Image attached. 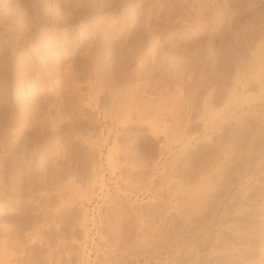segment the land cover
<instances>
[{
  "label": "rangeland",
  "instance_id": "rangeland-1",
  "mask_svg": "<svg viewBox=\"0 0 264 264\" xmlns=\"http://www.w3.org/2000/svg\"><path fill=\"white\" fill-rule=\"evenodd\" d=\"M37 1L41 0H0V15L7 16V21L11 20L8 23L14 22L15 19L18 21L25 16L26 8L31 2ZM47 1L51 4V7L48 3L46 6L50 7V14H54L52 16L54 21L56 20L55 22L64 29V32H61L63 29L59 32L61 43L66 47L67 42L69 43L67 48L71 47L79 52L74 50V54L64 61L59 71L45 80L43 90L49 94V101H57L63 96L68 97L67 93L70 91V96L73 94L72 87L76 84H68L67 75L70 74L72 77L74 74L75 78L78 73L82 75V71L76 70V74L74 69L82 65L78 63L81 59L87 60L88 56L84 58V55L91 46L95 26L92 22L87 24L88 27H83L80 20L78 22L70 15L72 20L69 22L68 15L64 14L66 11L63 5H56L54 0L43 2ZM162 1L160 4L152 3L154 10L149 28L139 26L142 28L141 30L137 28L139 35L135 34L136 29L130 28L131 32L128 34L131 35L127 37L128 39L124 37L117 41V44H124L125 40L127 43L137 44L140 38H145L140 40L139 44L143 46L145 43V47L150 45V49L146 50L144 46H139L138 48L142 47L141 50H144L141 51L133 45L135 52L138 53L140 50L145 55L140 51V55H136L132 49L130 53L124 52L125 56L117 55L119 56L117 77L111 75L112 67H106V70L103 68L107 84L108 81L115 83L112 88L115 94L112 96L114 98L117 96L115 98V103L118 104L117 121L113 120L112 123L108 121L105 126H98L97 130H93L89 122L84 125L79 122L83 127L77 123L79 128L75 131L73 128V131L79 134L72 133L67 137L65 133L61 134L66 142L69 141L67 149L64 146H60L61 148L53 146L48 149L52 159L48 160L47 166L53 165L58 168V165L64 162L66 150L68 157H71L68 164H73L71 173L66 169L69 167L67 164H64L65 166L61 164V170H53L54 177L58 179L54 177L51 179L56 186L53 188L51 181L49 200L40 196L42 191H37L36 187L31 188L30 181H23L22 184L16 182L13 187L15 191L8 192L6 196L0 198V261L3 264L7 261L10 264H106L107 260L113 262L112 264H264V114L260 111L258 113L252 111L254 115L248 112L250 108H264V105L258 102L264 97V80L258 75L264 66V59L261 61L258 57L264 54V0ZM63 14L65 16L62 17ZM64 17L68 21H65ZM33 20L32 17L30 20L26 17L19 22L28 25V22ZM40 23L42 21L36 23V26L40 27ZM246 26L251 27L250 31L258 34L259 38L248 41L243 52L236 51L237 55L234 57L226 55L227 60L224 59L226 61L220 60L217 53L222 50L225 43L222 40L224 34L231 30L243 31ZM85 27L88 29H83ZM2 31L4 35L1 34L0 50L5 47L2 41L9 40L11 43L14 41L16 44V38L12 34L8 31L6 33V30ZM147 37L149 39H146ZM73 45L78 47L75 48ZM6 47L10 49L7 54H11V46ZM15 48L16 56L13 59L17 62L20 49ZM2 54L1 61L2 56L7 55ZM42 56L44 55L39 56L41 60L44 58ZM252 57H256L253 59L254 62ZM1 61L0 67L2 64L4 66ZM9 63L12 69L9 73L12 78L10 76L9 78L15 85L13 104L14 100L19 99L20 101L16 102L20 104L17 108L21 107L22 112L30 111L31 107L36 111L44 94L34 95L30 89L35 72L29 70L31 67L28 64L14 68L10 59ZM71 64L75 66L73 72L64 71ZM4 71L3 73L0 71V75L3 74L5 77ZM238 75L240 79L242 76L251 79L248 88H243L237 80ZM85 79L83 76L76 78V83H80L79 86L82 87L80 93H87L89 90ZM91 79L93 80L92 77ZM63 80L68 82L64 83ZM81 80L83 82H80ZM0 85L2 97L4 94L2 92L8 85L5 83ZM136 96L140 104L148 101L152 112L162 106L165 109L164 116L168 115L171 109L177 111L182 118V124L179 126L181 132L184 133L185 123L189 124H187L189 131L186 133L185 130L186 134H173L170 128L169 133L159 136V140L157 139L159 142L155 141L152 153L143 142L139 144L138 150L136 140L141 134L146 132L148 138L153 139L149 128L153 126L156 115L152 113L153 120L148 117L145 121L142 120L143 123L138 121L135 114H130L131 111L128 109L135 108V106L131 108L130 105L136 104ZM107 99L108 96L102 100L103 103H106ZM244 99L246 101L243 102ZM249 101L250 104H247ZM242 106H245V110L240 109ZM54 111L56 112L52 109L49 113L54 115ZM166 117L170 127L173 126L172 117L170 115ZM46 123L47 127L50 126L49 119ZM65 128L68 130L70 127L65 125ZM65 128L63 126L62 130ZM25 129L27 131L20 134V137L14 136L13 141L17 143L19 151H24V147L31 150L36 145L34 141L42 137L38 132L31 133V129L26 127ZM52 131L46 130L43 137L49 139L54 136L55 133ZM36 135L39 136L38 139ZM53 143L54 141L51 146ZM160 151L163 156L158 160ZM79 159H82L81 163ZM47 170L41 179L50 182L49 178L53 176L50 174L52 169ZM23 171L25 172L20 170L18 173ZM80 177L83 179L80 180ZM10 187L7 186L6 189ZM30 188L34 192L33 197L31 199L21 197L22 193L30 191ZM40 188H43V184ZM18 199L22 202L16 206L14 202Z\"/></svg>",
  "mask_w": 264,
  "mask_h": 264
},
{
  "label": "bare ground",
  "instance_id": "bare-ground-1",
  "mask_svg": "<svg viewBox=\"0 0 264 264\" xmlns=\"http://www.w3.org/2000/svg\"><path fill=\"white\" fill-rule=\"evenodd\" d=\"M44 0L41 1H37V2H31V5L28 6L26 8L25 11V16L22 17L23 18H29L32 17L34 20L33 22H28V25H26L25 23H20L19 19L18 21L14 22L12 21L11 23H8V21L10 20L8 17V21H7V16L1 17L0 15V38H2L1 36V32H3L2 30H6L5 32L7 33V31L12 34V36H14L16 39V44L14 43V41L11 43V41L9 42V40L7 41H2L3 44L5 45V47L3 49L0 50V54L5 55L7 54V52L10 50L8 47L6 46H11V54H7L6 56H2V59L4 60H0L1 63H4V66L2 64V66L0 67V71L3 73V71L6 73L5 77L2 75V78L0 80H2L0 82V84H7L8 86H6L4 88V91L2 93H4L2 95V97L0 96L1 100H0V105L2 107V110H0V198L4 195L6 196L8 192L11 191H15L13 190L14 186L21 182V184L23 183V181H30V185L31 188L32 187H36L37 191H42L40 196L42 197H46L47 200L50 199V193L49 190H51L52 188V183H53V188L54 186H56L54 183V180L52 181L51 179H58L56 177H54V169H60L61 164H63V166H65L64 164H67L69 167L66 168L68 170V172H72V168L71 164H68V162H70V158L68 157V151L66 150L64 154H66L63 158L64 162L61 163L60 165L57 166H47L46 164L48 163V160H50V158L52 159V157L50 156V151L48 150L49 148L55 146V147H59L61 148L62 146L65 147V149H67V146L69 144V141L66 142L64 140V137L61 136V134H66V137L69 136L68 134H79L78 132H74L76 128H79L78 126H80L81 124L84 125L85 123L89 122V125H92L93 130H97V127H103L107 124V122H113V120L117 121V105L115 103V98L117 96H112L113 94V84L115 85V83H112L111 81H106L105 75H104V71L103 68L106 67H112L111 68V75L113 77H117V58L119 56H125L126 53L124 52H129L133 51V53H137L135 52V50H133V48L136 47L138 48L140 45V40L142 41L143 39L140 38V40H138L137 44H133V43H127V41L125 40L124 44H117V41H121L122 39H124V37H129L131 34H128L130 28L131 30L136 29L134 32L135 34L137 33V28L139 26H142V28H149V22L151 20V17L153 16L152 10L153 9V4L156 2H159V4L161 2H163L162 0H54V3H56V5H63V7L65 8L64 10L67 12H65L64 14L68 15V19L70 20L69 22H71L72 19L75 20H80L81 26H87V24H91L92 22L94 23L93 25L95 26L94 30H93V34H92V39L91 40V46H89V48H87V54L84 55V58L87 57V60L85 58L81 59L79 66H76V68L74 69L75 71H82V75H79L80 73H78L77 77L81 78V76H83L85 79L84 82H86L89 86V90L87 93H80L79 91L82 90L80 89L81 86L80 83H76V78L74 74H72L73 72V67L72 64L68 65L66 67V69H64V71L68 72V71H72V77H70L68 74V84H76L75 87L73 85L72 88V92L73 94H71V89H68L70 92L67 93L66 98H64L65 96H63L59 101H49L48 97L49 94L45 93V90H43L44 88V83L45 80H47V78L53 76V74L56 71H59L60 66L63 65L64 61L66 59L71 58V55L74 54V48H67L68 44L66 42V47L62 42V40L59 38L60 34L59 32L63 29L61 28V26L59 25L58 22H55L53 17L54 14H50L49 8L51 7V4H49L47 1L46 3L43 2ZM46 1V0H45ZM52 1V0H51ZM153 1V2H152ZM240 1V0H239ZM53 2V1H52ZM220 2V1H219ZM47 3L48 5H50V7L47 8ZM121 3V5H119ZM21 5V4H20ZM27 5V4H26ZM52 5H54L52 3ZM117 5H119L118 9H117ZM164 5V4H163ZM55 6V5H54ZM155 6V5H154ZM56 7V6H55ZM58 8V7H57ZM162 8V7H161ZM164 8V6H163ZM175 8V6H174ZM263 8V7H262ZM51 10V9H50ZM59 10V9H57ZM160 10V9H158ZM234 10V9H233ZM55 11V10H54ZM58 14V11H56ZM4 13V12H2ZM105 13V14H104ZM61 15L62 17L65 15ZM23 15V14H22ZM72 19H70V17ZM236 15V14H234ZM179 16V15H178ZM20 17V16H19ZM254 17V16H253ZM17 18V17H16ZM55 18V17H54ZM65 21L66 20V17ZM63 18V19H64ZM156 18V17H155ZM158 19V18H157ZM160 19V17H159ZM259 19V18H258ZM42 21V23H40V27L36 26V23ZM164 20V19H163ZM180 20V19H179ZM11 21V20H10ZM58 21V19H57ZM25 22V21H24ZM75 21L73 20V23ZM262 22V21H261ZM20 23V24H19ZM72 23V24H73ZM161 23V22H160ZM62 24V23H61ZM75 24V23H74ZM155 24V23H154ZM158 24V23H157ZM160 25V24H159ZM162 25V24H161ZM164 25V24H163ZM250 26V25H249ZM249 26H246V28L243 31H232L229 33H225L224 34V38L222 40L225 41V43H223V47L222 50L220 52H218V56L221 59H223V61H226L227 59L225 58V56L227 55L228 57H234L235 55H237L236 51H241L243 52V50L246 48V43H248V41H253L256 39L257 35L256 33H254V31H250L251 27L249 28ZM88 27V26H87ZM91 26L89 25V28ZM157 27V26H156ZM40 28V29H37ZM140 30L142 29L141 27H139ZM83 29H88V28H83ZM185 29V28H184ZM232 29V28H231ZM183 30V29H181ZM204 30V29H203ZM234 30V29H233ZM241 30V29H240ZM83 31V30H82ZM139 31V30H138ZM180 31V30H179ZM257 31V30H256ZM64 32V29L61 31ZM90 32V31H89ZM131 32V31H130ZM129 32V33H130ZM186 32V31H185ZM228 32V31H227ZM259 33V32H258ZM85 34H87L85 32ZM140 34V33H139ZM138 34V35H139ZM155 34V33H154ZM160 34V33H159ZM260 34V33H259ZM4 35V34H2ZM88 35V34H87ZM142 35V33H141ZM89 36V35H88ZM87 36V37H88ZM91 36V35H90ZM143 36V35H142ZM260 36V35H259ZM5 37V36H4ZM140 37V36H138ZM146 37V36H144ZM210 37V36H209ZM80 38V37H79ZM82 38V36H81ZM80 38V39H81ZM259 37H257L258 39ZM4 39V38H3ZM76 39V38H75ZM86 39V38H83ZM91 39V38H90ZM128 39V38H127ZM138 39V38H137ZM146 39H149L148 37ZM64 40V39H63ZM77 40V39H76ZM88 40V39H87ZM82 41V39H81ZM85 41V40H84ZM124 41V40H123ZM145 42V41H144ZM5 43V44H4ZM20 43L21 46H20ZM65 43V42H64ZM77 43V42H76ZM79 43V42H78ZM81 43V42H80ZM84 43V42H83ZM136 43V41L134 42ZM140 43V44H139ZM139 44V45H138ZM145 44V43H144ZM144 49L147 50V48H149L150 45H145ZM147 44V43H146ZM72 45V44H71ZM134 45V47H133ZM138 45V46H137ZM20 46V48H19ZM98 46V47H97ZM142 46V47H143ZM187 46V45H186ZM248 46V45H247ZM18 47L20 49V57H19V61L14 62L13 57L16 56V48ZM73 47L77 48L78 46H74ZM138 48L141 50V48ZM255 47V46H254ZM258 47V46H257ZM9 49V50H8ZM36 49V51H35ZM135 49V48H134ZM136 49V50H138ZM150 49V48H149ZM192 49V48H191ZM190 49V50H191ZM139 50V51H140ZM248 50V49H247ZM253 50V49H252ZM264 50V49H263ZM4 51V52H3ZM19 51V50H18ZM77 52V50H75ZM80 51V50H79ZM136 54V55H140V53ZM144 51V50H141ZM140 51V52H141ZM192 51V50H191ZM199 51V50H198ZM22 52H24L22 54ZM147 52V51H145ZM162 52V51H161ZM177 52V51H176ZM193 52V51H192ZM217 52V51H216ZM252 52V51H251ZM79 53V52H77ZM86 53V52H85ZM130 53V52H129ZM143 53V52H141ZM197 53V52H196ZM144 54V53H143ZM141 54V55H143ZM148 53H146L147 55ZM159 54V53H158ZM252 54V53H251ZM44 55L42 57V60L39 58V56ZM117 55H119L117 57ZM145 55V54H144ZM264 55V54H263ZM258 56L260 58L261 61L264 59V56ZM1 56V55H0ZM74 56V55H73ZM135 56V55H134ZM187 56V55H186ZM198 56V55H197ZM25 57V58H24ZM75 57V56H74ZM82 57V56H81ZM138 57V56H136ZM83 58V57H82ZM131 58V55H130ZM188 58V57H187ZM204 58V57H203ZM207 58V57H206ZM215 59H217L218 57H214ZM9 59L10 62L13 64L12 67L16 68V67H20V65H25L28 64L34 72L35 75L34 77V82L32 83V86L30 88V86L28 88L32 89V92H34V95L40 96L42 94H44V97H41V102L38 103L37 107H36V111L35 109L31 110L29 108L30 111L27 112H22V110H20L21 107L17 108L20 104L16 103L18 102V100H14V104H13V89H14V84L11 82L12 79L10 80L9 76L11 77V75H9L10 71H12V69L10 68V63H9ZM17 59V58H16ZM15 59V60H16ZM74 59V58H73ZM126 59V58H125ZM180 59V58H179ZM198 59V58H197ZM197 59H195L197 61ZM210 59V58H209ZM226 59V60H224ZM256 59V57H252V61L254 62V60ZM28 60V61H27ZM132 60V59H131ZM202 60V59H201ZM214 60V59H213ZM68 61V60H67ZM75 61V60H74ZM128 61V60H127ZM158 61V60H157ZM177 61V60H176ZM200 61V60H198ZM207 61H209L207 59ZM231 61V60H230ZM77 62V61H76ZM83 62V63H82ZM160 62V61H159ZM192 62V61H191ZM202 62V61H201ZM200 62V63H201ZM204 62V61H203ZM206 62V61H205ZM232 62V61H231ZM236 62V60H235ZM256 62V61H255ZM259 62V60H258ZM77 63V64H78ZM194 63V62H193ZM209 63V62H208ZM237 63V62H236ZM250 63V62H249ZM198 64V63H197ZM212 64V63H211ZM218 64H220L218 62ZM222 64V63H221ZM240 64V63H238ZM252 64V62L250 63ZM264 64V63H263ZM261 64V66L263 65ZM175 65V64H174ZM188 65V64H187ZM200 65V64H199ZM202 65V63H201ZM206 65V63H205ZM214 65V64H213ZM105 66V67H104ZM183 66V65H182ZM223 66V65H221ZM241 66V65H240ZM246 66V65H245ZM115 67V68H114ZM155 67V66H154ZM207 67V66H205ZM252 67V66H251ZM13 68V69H14ZM191 68V67H190ZM189 68V69H190ZM208 68V67H207ZM213 68V67H212ZM248 68V67H247ZM72 69V70H71ZM154 69V68H153ZM186 69V68H185ZM197 69V68H196ZM195 69V70H196ZM225 68H223L224 70ZM250 69V68H249ZM261 69V68H260ZM61 70V69H60ZM243 70V69H242ZM16 71V70H15ZM74 71V72H75ZM76 71V74H77ZM79 71V72H80ZM90 71V74H89ZM141 71V70H140ZM158 71V70H157ZM192 71V70H191ZM229 71V70H228ZM252 71V70H251ZM256 71V70H255ZM30 72V71H29ZM65 72V73H66ZM168 72V71H167ZM166 72V73H167ZM190 72V71H189ZM201 72V71H200ZM210 72V71H209ZM217 72V71H216ZM224 72V71H223ZM230 72V71H229ZM234 72V71H233ZM259 72V71H258ZM260 74L259 78L264 80V66L262 68V70H260ZM4 73V74H5ZM26 73V72H25ZM32 73V72H31ZM57 73V72H56ZM93 73V74H92ZM109 73V72H108ZM139 73V72H138ZM192 73V72H191ZM240 73V72H239ZM24 74V73H23ZM27 74V73H26ZM29 74V73H28ZM61 74V73H60ZM59 74V75H60ZM67 74V73H66ZM201 74V73H200ZM231 74V72H230ZM233 74V73H232ZM0 75V76H1ZM74 75V76H73ZM93 75V76H92ZM191 75V74H190ZM249 75V74H248ZM256 75V74H255ZM26 76V75H25ZM58 76V75H57ZM109 76V75H108ZM174 76V75H173ZM177 76V75H176ZM202 76V75H201ZM220 76V75H219ZM242 76V75H241ZM254 75H252L253 77ZM23 77V76H22ZM56 77V76H55ZM60 77V76H59ZM58 77V78H59ZM91 77L93 78V80L91 79ZM183 77V76H182ZM189 77V76H188ZM239 80V82L243 85V88H248L249 85L251 84V79H246L243 78L242 79L239 78V75L237 76ZM249 77V76H248ZM251 77V76H250ZM249 77V78H250ZM12 78V77H11ZM257 78V77H256ZM63 79V78H61ZM60 79V80H61ZM260 79V81H262ZM59 80V82H61ZM82 80H84L82 78ZM80 82H83V81ZM158 80V79H157ZM236 80V81H237ZM245 80V81H244ZM259 80V79H258ZM4 81V82H3ZM173 81V80H172ZM199 81V80H198ZM226 81V80H225ZM228 81V80H227ZM259 81V82H260ZM58 82V81H57ZM63 82L65 83L66 81L63 80ZM66 82V83H67ZM79 82V79H78ZM93 82V83H92ZM161 82V81H160ZM238 82V81H237ZM238 82V83H239ZM175 83V82H174ZM199 83V82H198ZM250 83V84H249ZM56 84V82H55ZM62 84V83H61ZM60 84V85H61ZM67 84V85H68ZM83 84V83H82ZM81 84V85H82ZM105 84L107 86H105ZM117 84V83H116ZM195 84V83H194ZM4 85V86H5ZM63 85V84H62ZM264 85V83H263ZM1 86V85H0ZM51 86V85H50ZM79 86V87H78ZM256 86V85H255ZM62 87V86H61ZM60 87V88H61ZM67 87V86H66ZM117 87V86H116ZM214 87V86H213ZM63 88L64 85H63ZM82 88V87H81ZM85 88V87H84ZM108 88V89H107ZM199 88V87H198ZM237 88V87H236ZM140 89V88H139ZM203 89V88H202ZM64 90V89H63ZM142 90V89H141ZM227 90V89H226ZM2 91V90H1ZM67 91V90H66ZM65 91V92H66ZM144 91V89H143ZM201 91V90H200ZM64 92V91H63ZM120 92V91H119ZM156 92V91H155ZM154 92V93H155ZM181 92V91H180ZM204 92V91H203ZM226 92V91H225ZM224 92V93H225ZM1 93V92H0ZM61 93V92H60ZM128 93V92H127ZM126 93V94H127ZM144 92H142L143 94ZM196 93V92H195ZM223 93V94H224ZM52 94V93H51ZM120 94V93H119ZM140 94V93H139ZM145 94V93H144ZM143 94V95H144ZM153 94V93H152ZM218 94V93H217ZM122 95V94H121ZM130 95V94H129ZM161 95V94H160ZM170 95V94H169ZM178 95V94H177ZM176 95V97H177ZM184 95V94H183ZM182 95V96H183ZM43 96V95H42ZM108 96L107 102L103 103V99H105V97ZM152 96V95H151ZM150 96V97H151ZM182 96L180 98H182ZM206 96V95H205ZM57 97V96H56ZM122 97V96H121ZM222 97V96H221ZM216 98V97H215ZM232 98V97H231ZM230 98V99H231ZM37 99V98H36ZM122 99H124L122 97ZM136 104L131 103L130 107L133 108L135 106V108H133V110L128 109L131 111L130 114H135L136 118L138 119V121L143 122L142 120L145 121V118L148 119V117H150L149 119H152V113H154V115H156V117H154L156 120L153 122V126H151L149 129L151 131V134H153V139L148 138L146 132L144 134H141L139 136V139L136 140L137 141V147L139 150V144H141L143 142V144L146 145L148 151L150 153H152L153 148L155 147V141L157 142L159 140V136L165 135L167 134V132L170 130V128L172 129V133L173 134H186L187 131H189V128L187 127L188 123H185V126L183 132L182 133L181 129L179 126H181L180 124H182V118L180 116V113L178 114L177 111L174 112L173 109L169 110V114L170 117H172L173 119V126L170 127L169 123H167V117L168 115L164 116V111L165 109L162 108H157L155 110V112H152L151 110V105L150 103L147 101H145V103L140 104L139 102V98H136ZM176 99V98H175ZM187 99V97H186ZM134 100V99H133ZM157 100V99H156ZM171 100V99H170ZM169 100V101H170ZM253 100V99H252ZM20 101V100H19ZM23 102V100H21ZM35 101V100H34ZM151 101V100H150ZM246 101L245 99L243 100V102ZM131 102V101H130ZM129 102V103H130ZM134 102V101H132ZM174 102V101H173ZM258 102H260V105H264V97H262L261 99L258 100ZM100 103V105H99ZM157 103V102H155ZM195 103V102H194ZM19 104V105H18ZM33 104V102L31 103ZM102 104V105H101ZM206 104V103H205ZM250 104V101L247 103ZM18 105V106H17ZM123 105V104H122ZM36 106V104L34 105ZM154 106V105H153ZM200 106V105H199ZM204 106V105H203ZM49 107V108H48ZM128 107V106H127ZM129 107V108H130ZM187 107V106H186ZM190 107V106H189ZM193 107V106H192ZM245 106H242V110H245L244 108ZM35 108V107H34ZM122 107H120L121 109ZM155 108V107H154ZM165 108V107H164ZM180 108V106H179ZM202 108V106H201ZM250 108V107H249ZM248 108V109H249ZM52 109L56 110L54 115H51ZM119 109V108H118ZM193 110V108H191ZM190 109V110H191ZM203 109V108H202ZM24 110V109H23ZM27 110V109H26ZM35 112H34V111ZM125 110V109H124ZM176 110V109H175ZM123 111V110H122ZM167 111V110H166ZM202 111V110H201ZM254 111H260L261 113L264 114V108L260 109L259 107L257 108H250L249 109V113L254 115L253 112ZM124 112V111H123ZM187 112V111H186ZM212 112V111H211ZM121 113V112H120ZM125 113V112H124ZM129 114V112L127 113ZM126 114V117H127ZM167 114V112H166ZM188 114V113H187ZM232 114V113H230ZM246 114V111L245 113ZM260 114V113H259ZM189 115V114H188ZM133 116V115H132ZM246 117V115H244ZM249 116V115H248ZM262 116V115H261ZM120 117V116H119ZM129 117V115H128ZM131 117V116H130ZM188 117V116H187ZM227 117V116H226ZM250 117V116H249ZM248 117V118H249ZM236 118H238L236 116ZM251 118V117H250ZM256 118V117H255ZM49 119V123L50 126L47 127V123L46 120ZM126 118H124L125 120ZM130 119V118H129ZM133 119V118H132ZM247 119V118H246ZM120 120V119H119ZM153 120V119H152ZM187 120V118H186ZM194 120V119H193ZM226 120V119H225ZM132 121V120H131ZM147 121V120H146ZM245 121V120H244ZM264 121V119H263ZM79 122L81 123L79 125ZM121 122V120H120ZM124 122V121H123ZM127 122V121H126ZM130 122V121H129ZM151 121H149L150 123ZM190 122V121H188ZM200 122V121H199ZM78 123V126L76 125ZM115 123V122H114ZM144 123V122H143ZM146 123V122H145ZM19 124L20 127H19ZM121 124V123H120ZM241 124V123H240ZM49 125V124H48ZM65 125H68L70 128L67 130L65 128ZM81 125V126H82ZM116 125V124H115ZM151 125V123H150ZM177 125V126H175ZM189 125V124H188ZM65 128V130L63 131L62 128ZM142 126V125H141ZM147 126V124H146ZM175 126V127H174ZM31 129V133L32 132H38L39 136L40 134H42L43 137V133L46 130H53L52 132H54V136L50 137L49 139L47 138H42L39 140L38 139V135H36V138L38 139L36 142V145H34L32 147V151L29 150V148L24 147V151L18 148V145L14 139V136L20 137V134L24 133L27 131V129ZM67 127V126H66ZM83 127V126H82ZM92 127L90 128L92 130ZM112 127V126H111ZM74 128V131H73ZM85 130V129H84ZM145 130V129H144ZM147 130V129H146ZM186 130V133H185ZM196 130V129H195ZM90 131V130H89ZM123 131V130H122ZM191 131V130H190ZM85 132V131H84ZM86 132H88V130H86ZM108 132V131H107ZM140 132V131H139ZM143 132V131H142ZM149 132V131H148ZM147 132V133H148ZM170 132V133H171ZM262 132V131H261ZM137 133V132H136ZM169 133V132H168ZM171 133V134H172ZM109 134V133H108ZM263 134V133H262ZM170 135V134H169ZM195 136V135H194ZM27 137V136H26ZM33 137V136H32ZM169 137V136H168ZM171 137V135H170ZM182 137V136H181ZM258 137V136H257ZM16 138V137H15ZM90 139V138H89ZM158 139V140H157ZM171 140L173 139L172 137L170 138ZM31 140V139H30ZM52 140V141H51ZM178 140V139H177ZM181 140V139H180ZM54 141L53 145L51 146V143ZM116 141V140H115ZM174 141V140H173ZM257 141V140H256ZM33 142V143H34ZM86 142V141H85ZM119 142V141H118ZM159 142V141H158ZM258 142V141H257ZM71 143V142H70ZM80 143V142H79ZM96 143V142H95ZM189 143V142H188ZM23 144V143H22ZM35 144V143H34ZM81 144V143H80ZM88 144V143H86ZM161 144V143H160ZM61 146V147H60ZM187 146V145H186ZM46 147H48L46 149ZM160 147V146H159ZM114 148V147H112ZM23 149V148H22ZM92 149V148H91ZM99 149V148H98ZM52 150V149H51ZM69 150V149H68ZM113 150V149H112ZM115 150V149H114ZM142 150V149H141ZM20 153H19V152ZM86 151V150H85ZM94 151V150H93ZM147 151V152H148ZM145 152V151H143ZM170 152V151H169ZM125 153V152H124ZM161 153V154H160ZM160 155L157 157V159H161L163 156V153L160 151ZM52 154V153H51ZM101 154V153H99ZM149 154V153H148ZM88 156V155H86ZM83 157V156H82ZM126 158V157H125ZM62 159V158H61ZM94 160V159H93ZM97 160V159H96ZM140 160V159H139ZM174 160V158H173ZM8 161V162H7ZM80 163L82 161V159H79ZM133 161V160H132ZM157 161V160H156ZM193 161V160H192ZM6 162L7 164H9V167L6 168ZM28 162V163H27ZM75 162V161H74ZM96 162V161H95ZM98 162V161H97ZM113 160H112V166H113ZM144 162V161H143ZM211 162V161H210ZM92 163V162H91ZM209 163V162H208ZM212 163V162H211ZM56 164V163H54ZM116 164V163H115ZM114 164V165H115ZM134 164V163H133ZM210 164V163H209ZM174 165V164H172ZM205 165V164H204ZM207 165V164H206ZM100 166V165H99ZM153 166V165H152ZM188 166V165H187ZM23 167V168H22ZM25 167V169H24ZM95 167V166H94ZM176 167V166H175ZM203 167V166H202ZM47 169H52V171L50 172V174H52L53 176L49 178L50 182L48 181H43L41 178L43 173H45V171H48ZM62 169V167H61ZM60 169V170H61ZM115 169V167L113 168ZM20 170H25V172L23 173H18ZM98 170V169H96ZM185 170V169H184ZM202 170V169H201ZM173 171V170H172ZM199 171V170H198ZM57 172V171H56ZM87 172V171H86ZM167 172V171H166ZM174 172V171H173ZM58 173V172H57ZM56 173V174H57ZM170 173V172H169ZM208 173V172H207ZM177 174V173H176ZM189 174V173H188ZM205 174V173H204ZM86 175V174H85ZM88 175V173H87ZM207 175V174H206ZM203 176V175H202ZM54 177V178H53ZM83 177V176H82ZM173 178V177H172ZM83 179V178H82ZM80 177V180H82ZM96 179V178H94ZM98 179V178H97ZM124 179V178H123ZM69 180V179H68ZM76 180V179H75ZM91 180V179H90ZM184 180V179H183ZM52 181V183H51ZM57 181V180H55ZM17 182V183H16ZM48 183L51 184V186H49ZM16 183V184H15ZM25 183V182H24ZM27 183V182H26ZM79 183V182H78ZM28 184V183H27ZM43 184V188H40V185ZM48 186H47V185ZM152 184V183H151ZM191 184V183H190ZM29 185V186H30ZM81 185V184H80ZM195 185V184H194ZM7 186H11L10 188L6 189ZM28 186V185H27ZM26 186V187H27ZM69 186V185H68ZM51 187V188H50ZM62 187V186H61ZM204 187V186H203ZM207 187V186H206ZM30 188V189H31ZM65 188V187H64ZM29 189V190H30ZM196 189V188H195ZM17 190V189H16ZM71 190V189H70ZM84 190V189H83ZM192 190V188H191ZM187 191V190H186ZM51 192V191H50ZM160 192V191H159ZM200 192V190H199ZM49 193V194H48ZM13 195V194H12ZM34 192L32 191V189L30 191H25L22 193L21 197H30L28 199H31V197H33ZM63 195V194H61ZM20 196V195H19ZM198 196V195H197ZM207 196V195H206ZM20 197V199H21ZM61 197V196H60ZM64 197V196H63ZM208 197V196H207ZM11 198V197H10ZM26 198V199H27ZM55 198V197H54ZM193 198V197H192ZM191 198V199H192ZM24 199V198H23ZM25 199V200H26ZM69 199V198H68ZM197 199V198H196ZM38 200V199H37ZM70 200V199H69ZM186 200V199H185ZM195 200V199H194ZM203 200V198H202ZM28 201V200H27ZM198 201V200H197ZM22 200L19 202V199L14 202V205L19 206L21 204ZM32 202V201H31ZM34 202V201H33ZM37 202V201H35ZM48 202V201H47ZM46 202V203H47ZM204 202V201H203ZM24 203V202H23ZM27 203V202H26ZM49 203V202H48ZM47 203V204H48ZM66 203V202H65ZM23 205V204H22ZM45 205V204H44ZM61 205V204H60ZM59 205V206H60ZM194 205V204H193ZM47 206V205H46ZM62 206V205H61ZM45 207V206H43ZM63 207V206H62ZM190 207V206H189ZM21 208V206H20ZM47 208V207H46ZM49 208V207H48ZM47 208V209H48ZM187 209V208H186ZM34 210V209H33ZM58 210V209H57ZM199 210V209H198ZM163 211V210H162ZM191 211V210H190ZM197 211V210H196ZM264 211V210H263ZM28 212V211H27ZM37 212V211H36ZM45 212V211H44ZM198 212V211H197ZM22 213V212H21ZM34 213V212H33ZM50 213V210H49ZM184 213V212H181ZM201 213V212H200ZM215 213V212H214ZM213 214V213H212ZM202 215V214H201ZM163 216V215H162ZM165 216V215H164ZM187 216V215H186ZM197 216V215H196ZM200 216V215H198ZM213 216V215H212ZM189 218V217H188ZM212 218V217H211ZM20 219V218H19ZM25 219V218H24ZM210 219V218H209ZM43 220V219H42ZM208 221V220H207ZM82 222V221H81ZM84 222V221H83ZM206 223V222H205ZM84 224V223H83ZM232 225V224H231ZM166 226V225H165ZM180 226V225H179ZM200 226V225H199ZM204 226V225H203ZM221 226V225H220ZM246 226V225H245ZM236 227V226H235ZM181 228V227H180ZM200 228V227H199ZM157 229V228H156ZM1 230V229H0ZM31 230V229H30ZM237 230V229H236ZM213 231V230H212ZM148 232V231H147ZM217 232V231H216ZM36 233V232H35ZM18 234V233H17ZM22 234V233H21ZM141 236V235H140ZM157 236V235H156ZM32 237V236H31ZM221 238V237H220ZM41 240V239H40ZM65 240V239H63ZM191 240V239H190ZM211 240V239H210ZM253 241V240H252ZM63 242V241H62ZM66 242V241H65ZM231 242V241H230ZM243 242V241H242ZM72 243V242H71ZM214 243V242H213ZM232 243V242H231ZM238 243V242H237ZM2 244V243H1ZM64 244V243H63ZM170 245V244H169ZM253 245V244H252ZM5 246V245H4ZM119 246V245H118ZM137 247V246H136ZM257 248V247H256ZM223 250V249H222ZM201 251V250H200ZM181 252V251H180ZM3 253V252H2ZM243 253V252H242ZM183 254V253H182ZM3 255V254H2ZM5 255V254H4ZM112 256V255H111ZM196 256V255H195ZM213 256V254H212ZM211 256V257H212ZM252 256V255H251ZM264 256V255H263ZM5 257V256H4ZM9 257V256H8ZM7 257V258H8ZM12 257V256H11ZM10 258V257H9ZM8 258V259H9ZM109 258V257H108ZM6 259V258H5ZM4 259V261H6ZM16 259V258H14ZM110 260V259H109ZM252 260V259H251ZM108 261V260H107ZM106 264H112L113 262L109 261ZM205 261V260H204ZM207 261V259H206ZM219 261V259H218ZM250 261V260H249ZM1 262V261H0ZM12 262V261H11ZM105 262V261H104ZM102 263V262H101ZM0 264H3V262H1ZM5 264H10L9 261H7V263ZM231 264V263H230Z\"/></svg>",
  "mask_w": 264,
  "mask_h": 264
}]
</instances>
